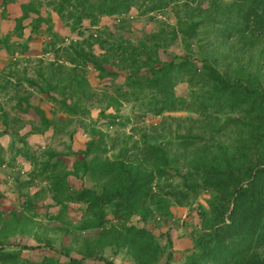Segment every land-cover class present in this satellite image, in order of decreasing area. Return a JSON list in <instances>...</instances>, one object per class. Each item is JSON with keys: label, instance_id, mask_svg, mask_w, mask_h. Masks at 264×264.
Here are the masks:
<instances>
[{"label": "trees", "instance_id": "obj_1", "mask_svg": "<svg viewBox=\"0 0 264 264\" xmlns=\"http://www.w3.org/2000/svg\"><path fill=\"white\" fill-rule=\"evenodd\" d=\"M207 1L192 9L190 17L177 20V26L182 29L176 31L183 39L186 56L169 63L157 59L156 49L165 46L169 37L170 40L178 38L176 33L169 35L162 31L152 37L145 36L135 47L122 37L115 41L111 30L96 27L97 13L119 17L126 14L136 0L50 3L67 22L80 26L84 20H89L98 29L88 36L79 33L81 39L69 44L58 40L56 35V40L52 38L51 51H46L45 55L53 52L54 60L37 59L40 90L71 117L86 113L88 104L103 102L100 101L102 94L108 108L121 107L133 91L123 92L121 86L117 95L109 96L108 91L92 89L86 75L88 66H93L101 76L113 75L107 70V66H111L128 74V91L145 86L154 93L155 97L149 102L154 115L176 111L197 115L196 119L183 120L192 126L186 127L185 123L183 133H179L180 142L176 146L179 153L169 150L170 142L151 143V138L157 141L168 138L167 135L154 137L156 127L140 129L142 147L133 144L131 149L120 136L111 137L98 127L91 128L92 139L82 152L83 159L75 162L73 171L76 175L90 176L101 193L84 188L75 193L76 198L89 202L90 212L97 222L105 218L104 207L108 205L115 209L118 220L139 215L147 223L156 213L163 215L168 211L171 202L189 205L201 190H211L215 193L210 202L212 216L208 219L204 212H199L202 220L195 240L197 251L186 264H264L260 252L264 249V0ZM120 20L118 32L127 26L125 20ZM201 32L202 38L199 37ZM191 40L197 42L199 55L193 53ZM96 46L100 54L95 52ZM196 61L202 63L200 68L195 65ZM156 63L160 67H155ZM180 79H186L191 87L186 98H179L174 90ZM28 82L36 85V81ZM99 117L113 123L118 119L116 115H106L104 110ZM42 120L44 124L49 122L46 118ZM129 139L131 137L126 138ZM120 140L123 147L117 155L109 157V150L114 151ZM49 156L55 159L58 154L51 152ZM56 166L62 168L59 162ZM180 168L186 169L182 176L184 190L180 185L166 183L162 193L153 192V184L164 177L167 170L180 172ZM67 175L62 170L54 176L57 189ZM72 196L61 189L55 199L64 204L72 200ZM21 221L18 219V223ZM12 227L11 233H25L21 225ZM167 237L171 248L172 241ZM84 245L80 260L71 258L69 250L58 255L69 259L67 264H84V261L114 264L98 255L115 246L116 249L128 248L136 264H156L163 254L152 231L137 226L111 225L100 232L90 246ZM46 246L55 251L49 241ZM9 249L20 252L40 247L0 248V263H21L20 253L7 251ZM171 260L169 253L166 264H171ZM46 262L42 264H61L53 259Z\"/></svg>", "mask_w": 264, "mask_h": 264}, {"label": "rangeland", "instance_id": "obj_2", "mask_svg": "<svg viewBox=\"0 0 264 264\" xmlns=\"http://www.w3.org/2000/svg\"><path fill=\"white\" fill-rule=\"evenodd\" d=\"M57 1L59 0H0V57L5 56L7 63L0 73V248L40 247L20 252L17 249L7 250L20 253V264L26 261L42 264L47 263V259L67 264L69 259L58 255V252L69 250L71 258L80 260L82 257L79 253L84 249V244L90 246L91 241L104 229L111 225L118 228H122V225L137 226L152 231L162 248L163 254L156 264H166L169 253L172 257L171 264H186L187 259L197 251L195 240L200 234L202 220L199 212H204L208 219L212 216L210 202L215 198L213 191L201 190L190 200L189 205L180 206L171 202L168 211L163 215L156 213L147 223L139 215L124 216L122 221L118 220L115 209L108 205L104 207L105 218L97 222L90 212L89 202L78 200L75 193L84 188L101 193V189L90 176L76 175L73 166L77 160L83 159L82 152L92 139L90 130L94 126L111 137L120 136L129 149L133 144L142 147L141 134L138 132L140 129L156 127L158 129L154 137L167 135L168 138H160L158 141L157 138H151L150 142H170L169 150L179 153L176 148L180 142L179 133H183L185 123L186 127L192 126V123L183 120L191 117L196 119L198 116L187 111L156 116L149 108V102L155 97L151 90L144 88L145 86H136L128 91V74L125 72L107 66L108 72L113 75L101 76L93 66H88L86 75L92 89L98 92L108 91L109 96L114 97L123 86V92L133 91V95L121 107L108 108L102 94L100 101L103 102L88 104L86 113L71 117L48 99L46 94L41 93L42 82L38 79L37 59L54 60L53 52L46 55L45 52L51 51L50 44L55 35L58 40L69 44L81 39L79 33L88 36L92 32L96 33L98 28H107L115 33V41L122 37L136 47L145 36L152 37L162 31L169 35L177 34L182 29L177 26V20L190 17L192 9L208 1L136 0L127 13L119 17L117 14L97 13L98 28L92 26L89 20L75 26L62 19L54 11V7L49 5ZM2 20L6 22L4 25H1ZM119 20L127 22L121 32L117 29ZM6 25V28H2ZM202 36L201 32L199 37ZM208 38H212L211 35ZM170 39L169 37L165 46L156 49L157 59L161 62L169 63L173 59L178 62L186 56L182 37L179 35L174 40ZM191 43L193 53L199 55L197 42L191 40ZM147 45L150 46L151 42ZM95 52L101 53L97 46ZM201 64L200 61L195 62L198 68ZM155 67H160V64L156 63ZM28 80L36 81V85H30ZM174 90L179 98H186L190 95L191 87L184 79ZM54 97L59 99L56 94ZM101 110L108 116L116 115L118 119L115 124L109 119H100ZM43 118L48 119V124H44ZM127 137L131 139L127 141ZM123 145L120 140L114 151L109 150L108 156L117 155ZM51 152L57 153L58 157L51 158ZM57 162L61 163L62 168L56 166ZM181 165L182 161L179 167ZM62 170L68 175L57 189L54 176H58ZM185 173L184 168H180V172L176 169L167 170L164 177L153 184V192L158 193L160 190L162 193L166 183L180 185L184 190L182 176ZM61 189H65L66 194H72V200L64 204L57 203L55 198ZM18 219L22 220L21 223H18ZM13 225L25 227V233H11ZM167 236L172 241L171 248L168 246ZM48 241L55 251L46 246ZM260 252L264 256V249ZM99 253V257L114 264H136L128 248L116 249L113 246ZM84 264L105 263L84 261Z\"/></svg>", "mask_w": 264, "mask_h": 264}, {"label": "crops", "instance_id": "obj_3", "mask_svg": "<svg viewBox=\"0 0 264 264\" xmlns=\"http://www.w3.org/2000/svg\"><path fill=\"white\" fill-rule=\"evenodd\" d=\"M6 22L5 20H2L1 22V25H4ZM8 25L6 26H2V28H6ZM7 66V63H6V57L3 56V57H0V73L5 69V67Z\"/></svg>", "mask_w": 264, "mask_h": 264}]
</instances>
